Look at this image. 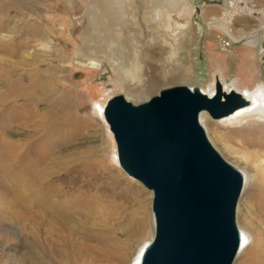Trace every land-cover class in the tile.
<instances>
[{
	"label": "rangeland",
	"instance_id": "1",
	"mask_svg": "<svg viewBox=\"0 0 264 264\" xmlns=\"http://www.w3.org/2000/svg\"><path fill=\"white\" fill-rule=\"evenodd\" d=\"M224 2L0 0V153L24 152L11 171L32 174L51 163L62 176L48 188L76 183L93 199L107 195L119 204L111 219L137 218L131 235H117L106 248L88 241L87 264H131L155 234L153 192L121 167L101 114L110 98L140 103L176 85L209 93L217 78L225 89L252 97L264 91V28L238 16L234 38L211 24ZM95 61L101 67L89 66ZM200 121L221 155L246 173L236 219L249 240L233 264H255L259 223L264 225V161L258 154L264 146L256 145L264 141V104L220 119L203 111ZM56 231L66 233L59 226ZM31 241L21 218L0 212V264H66L56 249L47 252L56 255L53 260L35 259Z\"/></svg>",
	"mask_w": 264,
	"mask_h": 264
},
{
	"label": "water",
	"instance_id": "2",
	"mask_svg": "<svg viewBox=\"0 0 264 264\" xmlns=\"http://www.w3.org/2000/svg\"><path fill=\"white\" fill-rule=\"evenodd\" d=\"M216 87H166L140 103L117 95L105 106L121 167L153 192L155 234L131 264H233L241 249L245 175L211 143L200 113L220 119L251 101Z\"/></svg>",
	"mask_w": 264,
	"mask_h": 264
},
{
	"label": "bare ground",
	"instance_id": "3",
	"mask_svg": "<svg viewBox=\"0 0 264 264\" xmlns=\"http://www.w3.org/2000/svg\"><path fill=\"white\" fill-rule=\"evenodd\" d=\"M210 19L211 24L224 28L229 35L235 38L232 29L234 21L232 19L226 23L221 20L220 16L211 17ZM260 27L263 28L264 24L260 23ZM174 37L176 38V35ZM93 63L89 66L101 67L99 62L95 61ZM216 83L213 82L210 85L209 95H213L216 92ZM36 89H39V87H36ZM203 91L206 92L205 90ZM243 95L250 99L251 102L248 106L236 111L237 113L249 111L254 108L255 104H264V91H258V94L252 97L246 90ZM104 110L105 106L101 107L102 115H104ZM256 143V145L264 146V141ZM258 154L261 160L264 161V150ZM23 155L24 152H12L8 149L4 150L2 154L0 153V187L4 190L0 194V212L6 213L11 218H21L24 232L31 237L30 254L35 259L39 260L40 256H43L45 260L48 257L53 260L58 255L63 257L59 260L61 263L87 264L89 262L87 261L90 255L89 251L92 249L91 246L86 244L88 241L94 242L92 245L98 248H106L109 242L116 240L117 235L124 234L129 236L135 231L137 218L135 219L132 215L124 214V216L121 212L123 217H120V219L110 218L111 215L119 211L120 206L119 204L111 203L107 195L93 199L88 192L76 189V183L60 191H53L48 188V185L54 184L62 176L56 175V168L55 166L50 167L51 163L44 168H38L32 174L27 171L21 173L12 172L11 167L14 165L12 162ZM56 162L57 158H53L52 163L55 164ZM243 172L246 181V173L244 170ZM70 195H75V197L69 198ZM143 204L147 206L149 202ZM81 212L84 213L78 218L76 215ZM56 226L65 230L67 234L57 232ZM259 226L261 233L256 236L258 253L255 264L264 263V225L259 223ZM240 228L242 229V227ZM242 232L243 243L241 249L244 245L246 246L249 240L248 234L246 235L243 229ZM72 234L77 235V240L82 242L79 244L78 241L73 240ZM144 247L145 245L131 263L139 261ZM65 248H67L66 252H64ZM51 249H56L57 254L53 255L51 253L47 256V252L52 251ZM51 263L59 264L58 260Z\"/></svg>",
	"mask_w": 264,
	"mask_h": 264
},
{
	"label": "built area",
	"instance_id": "4",
	"mask_svg": "<svg viewBox=\"0 0 264 264\" xmlns=\"http://www.w3.org/2000/svg\"><path fill=\"white\" fill-rule=\"evenodd\" d=\"M206 6L208 2L204 1L203 7ZM238 16L252 17L264 24V0H225L220 14L221 20L226 23L230 19L234 21Z\"/></svg>",
	"mask_w": 264,
	"mask_h": 264
}]
</instances>
